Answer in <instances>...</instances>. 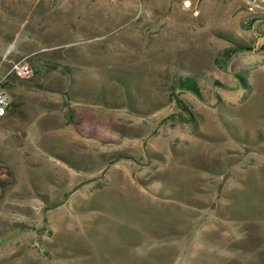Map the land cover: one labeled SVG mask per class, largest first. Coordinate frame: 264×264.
<instances>
[{
  "label": "rangeland",
  "instance_id": "1",
  "mask_svg": "<svg viewBox=\"0 0 264 264\" xmlns=\"http://www.w3.org/2000/svg\"><path fill=\"white\" fill-rule=\"evenodd\" d=\"M110 1L0 0V264H264V18Z\"/></svg>",
  "mask_w": 264,
  "mask_h": 264
},
{
  "label": "built area",
  "instance_id": "2",
  "mask_svg": "<svg viewBox=\"0 0 264 264\" xmlns=\"http://www.w3.org/2000/svg\"><path fill=\"white\" fill-rule=\"evenodd\" d=\"M246 13H254L256 19L264 18V0H239ZM13 75L20 80L29 79L33 70L31 66L25 62L20 61L12 66ZM11 105V100L7 93L0 87V119L4 118Z\"/></svg>",
  "mask_w": 264,
  "mask_h": 264
},
{
  "label": "crops",
  "instance_id": "3",
  "mask_svg": "<svg viewBox=\"0 0 264 264\" xmlns=\"http://www.w3.org/2000/svg\"><path fill=\"white\" fill-rule=\"evenodd\" d=\"M106 4V7L110 9L107 13L97 12L92 14L93 18H107L106 22L102 21L104 24L111 25V1L110 0H55L53 2L54 8H64L72 10H81V9H96L102 8ZM99 22V21H98Z\"/></svg>",
  "mask_w": 264,
  "mask_h": 264
},
{
  "label": "trees",
  "instance_id": "4",
  "mask_svg": "<svg viewBox=\"0 0 264 264\" xmlns=\"http://www.w3.org/2000/svg\"><path fill=\"white\" fill-rule=\"evenodd\" d=\"M35 74H39L40 70L35 69ZM237 81L240 85H244L245 86V79L244 77L237 75L236 76ZM6 86V84H2L1 87ZM174 89H178L179 91H186L192 94H198V89H197V84L193 79L190 78H184V79H180L178 81H176L174 83ZM175 104L177 106V108L181 111V113H183V116L180 117V121L182 122H189L190 121V113L188 111L187 106L184 104V102L182 100H180L179 98H175L174 99Z\"/></svg>",
  "mask_w": 264,
  "mask_h": 264
},
{
  "label": "bare ground",
  "instance_id": "5",
  "mask_svg": "<svg viewBox=\"0 0 264 264\" xmlns=\"http://www.w3.org/2000/svg\"><path fill=\"white\" fill-rule=\"evenodd\" d=\"M247 14H249V15H251V16H253V17H255V16H254V13H247Z\"/></svg>",
  "mask_w": 264,
  "mask_h": 264
}]
</instances>
